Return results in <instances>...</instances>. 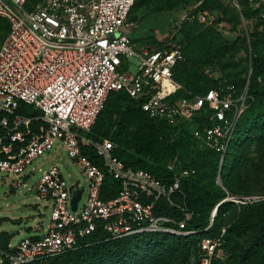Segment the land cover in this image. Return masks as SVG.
<instances>
[{
  "label": "built area",
  "instance_id": "built-area-1",
  "mask_svg": "<svg viewBox=\"0 0 264 264\" xmlns=\"http://www.w3.org/2000/svg\"><path fill=\"white\" fill-rule=\"evenodd\" d=\"M232 1L239 6L238 0ZM246 1L264 19V0ZM133 2L40 0L28 6L27 0H0V16L10 24L0 40V178L10 190L26 187L41 200L36 205L37 234L0 249V264L45 261L76 248L79 238L97 228L111 239L144 232L177 236L195 232L186 229L192 211L185 205L183 217L176 219L159 213L158 204L164 198L179 207L173 196L181 194V179L194 168L170 162L172 180L164 183L146 170L126 167L114 155L109 138L96 140L87 133L110 91H124L149 117L173 126L208 104L209 124L195 128L193 135L201 146L220 153L221 164L246 108L247 89L238 93L233 84L218 83L203 94L170 100L173 86L179 87L173 77L175 66L185 57L175 45L135 48L131 35L122 32L133 26L128 18ZM183 20L208 25L214 17L206 10H189ZM130 56L138 59L134 73L129 71ZM21 103L31 106V114L18 112ZM82 146L92 148L102 168L120 180L112 198L100 197L104 172ZM61 149L86 178V188L70 172L71 180L67 179L59 161L43 167L49 156L60 157ZM78 188L82 192L73 209L71 200ZM45 210L49 214L44 224ZM212 221L213 215L205 229ZM218 244L219 238L203 237L198 264H212L213 257L220 256Z\"/></svg>",
  "mask_w": 264,
  "mask_h": 264
},
{
  "label": "trees",
  "instance_id": "trees-1",
  "mask_svg": "<svg viewBox=\"0 0 264 264\" xmlns=\"http://www.w3.org/2000/svg\"><path fill=\"white\" fill-rule=\"evenodd\" d=\"M40 0H34V3ZM224 2V0H215L216 4L231 8L235 6L232 1ZM196 4H195V3ZM211 0H193L191 3H186L183 8L186 11L206 10L211 11L208 6ZM239 5H248L246 0H238ZM142 1H138L133 5L129 11V16L134 5L141 6ZM194 3V4H192ZM192 4V5H191ZM27 5H31L27 0ZM217 10V9H215ZM254 15L260 18L252 9ZM129 21H135L129 18ZM214 21L211 24L203 25L197 21L183 20L181 29L185 25L191 23H198L207 28L205 35L193 34L181 47L182 54L185 57L183 62L176 64L173 77L179 81V72L181 67L186 64L188 60L203 58V62L207 63L213 55V50L221 42L215 36ZM10 24L6 17L0 16V40H2L8 30ZM134 36H131L133 42ZM145 45V44H140ZM151 48H160L162 46H151ZM252 66H258L264 70V60L254 58ZM218 83H230L235 86L237 92H242L243 88L235 81H228L217 79L210 85L203 89H197L190 84L181 83L174 93L170 96V100H176L181 97H191L194 94H203L207 89L216 87ZM254 91V83L249 82L248 93ZM127 102V111L117 119L109 123V118L112 113L109 107L115 102ZM250 105L249 100L246 101V108L240 114L235 127L233 137L225 152L222 163H219L220 153L201 146L193 135V130L202 127L204 124H209L207 115L210 112L208 104H204L201 110L192 118L180 121L177 125H170L165 121L153 119L149 117L139 106V101L134 100L124 91H110L107 95L103 109L100 111L96 120L87 133V136L100 140L102 138H109L114 143V155L120 159L126 167L140 168L153 174L161 182H170L172 180L173 172L167 169V164L174 162L177 167L190 166L194 168V173L181 179L180 190L181 194L173 196L175 202L179 207L170 205L164 198L158 200L161 206L159 213L167 216L180 219L183 217L181 206H186L192 211V216L187 222L186 229L195 230L194 233L188 235H170L167 233H138L122 238L111 239L103 230L97 228L90 234L78 239L76 248L69 250L63 254L50 257L42 262H32L29 264H132L133 259L138 260L140 264H161L163 260L162 253L165 251L164 240L170 238L177 243L186 253L194 250L199 253V242L203 237L210 236L218 238L220 224L216 222L217 218L226 210H228L230 201L227 198L228 190H230V181L228 180L229 172L236 166L239 156L237 157L236 150L240 146V141L237 142L236 134L239 132L243 140L260 141L264 138V107L261 106L252 121H247L245 114L248 112ZM31 106L21 103L18 107V112L28 114L31 112ZM250 111V110H249ZM36 113V112H35ZM31 114V113H29ZM137 120L139 125L144 129L141 133L132 131L130 125L133 120ZM246 120V121H245ZM139 126V127H140ZM235 150V152L233 151ZM82 151L91 160L102 168L100 158L96 155L94 150L90 147L82 146ZM201 154H198L200 153ZM230 157L233 158L231 165H229ZM104 172L103 183L101 187L100 197L102 199H109L116 195L120 189V180L113 177L106 169L102 168ZM229 171V172H228ZM221 177V184L216 181L217 176ZM210 186V187H209ZM209 187V188H208ZM216 187V189H215ZM215 203H220L217 206L216 214L213 217L212 224L205 229L210 221L208 211L210 208H215ZM0 219V223H1ZM252 223H261L264 225V215L257 218L255 221L238 220L227 229V234L241 235L247 227ZM260 227V228H261ZM259 232L253 237L248 246L241 251L243 261H247L256 249L264 243L261 241ZM12 234L0 231V249L7 250L8 243L11 241ZM223 241L224 239L221 238ZM220 241V238H219ZM224 242H219L220 247ZM226 245V244H223ZM144 250L143 253H140ZM160 254V255H158ZM217 258V257H215ZM215 258L212 259V264L215 263ZM224 264H230L229 261Z\"/></svg>",
  "mask_w": 264,
  "mask_h": 264
},
{
  "label": "rangeland",
  "instance_id": "rangeland-1",
  "mask_svg": "<svg viewBox=\"0 0 264 264\" xmlns=\"http://www.w3.org/2000/svg\"><path fill=\"white\" fill-rule=\"evenodd\" d=\"M142 1L141 6L134 5L130 19L135 21L134 27H123L122 32L136 37L135 48L140 44L151 45L153 47L175 45L182 47L187 39L193 34L205 35L207 28L198 23L185 25L181 29L182 16L186 8V3L193 0H138ZM232 1V0H230ZM34 4V0H28ZM137 0H135L136 4ZM224 2H229L224 0ZM195 3V2H194ZM192 3V4H194ZM233 3V1H232ZM191 4V5H192ZM196 4V3H195ZM194 4V5H195ZM230 5L222 6L211 0L208 13L214 17L215 36L221 42L215 46L213 55L205 63L202 57L188 60L179 72V81L175 82L181 86V83H187L195 86L197 89H203L217 79L235 81L241 88L248 90V85L254 83V91L246 93L250 102L248 112L245 116L247 121H252L261 106L264 107V70L258 66H252L254 58L264 60V21L258 19L249 5H239L238 7ZM217 9V10H215ZM129 71L134 73L137 68L138 59L130 56ZM175 91L178 86H173ZM127 102L121 101L113 103L109 107L112 113L109 123L117 120L124 111H127ZM250 110V111H249ZM245 120V121H246ZM137 120H133L130 125L132 131L141 133L144 129ZM237 142L240 141L237 157L240 154V161L229 172L230 190L227 198L230 201L228 210L224 211L216 220L220 224L219 234L221 245L219 255L214 256V264H224L229 261L230 264H264V243L261 244L254 254L243 261L241 251L244 250L251 239L259 232L261 241L264 239V225L261 223H252L241 235L227 234V229L238 220H256L264 215V138L260 141L243 140L239 132L236 134ZM235 152V150H233ZM52 151L50 152V154ZM198 154H201L198 153ZM234 158V157H233ZM233 158L230 157L229 165ZM42 157L34 162L38 164ZM55 161L62 163V170L67 179V173L72 174V179H79L82 187L86 188L87 181L77 166L72 163L64 149H61L60 157H52L45 161L43 167L53 164ZM35 179H29L28 185ZM221 179V177H220ZM210 187V186H209ZM208 187V188H209ZM216 189V187H215ZM82 203V201H81ZM41 204L26 187L16 190H10L8 183L0 178V231L11 233V243L15 244L20 239L37 234L34 231L37 218L39 217L36 205ZM220 203H215L218 206ZM215 208H210L208 215L210 219L216 213ZM45 210L43 223L45 224L48 216ZM261 227V228H260ZM223 238L224 241L221 239ZM217 239V238H215ZM165 251H163V260L161 264H196L197 254L194 250L186 253L177 243L170 238L164 240ZM142 250L140 253H143ZM160 255V254H158ZM132 264H140L138 260L133 259ZM145 264V263H142Z\"/></svg>",
  "mask_w": 264,
  "mask_h": 264
},
{
  "label": "water",
  "instance_id": "water-1",
  "mask_svg": "<svg viewBox=\"0 0 264 264\" xmlns=\"http://www.w3.org/2000/svg\"><path fill=\"white\" fill-rule=\"evenodd\" d=\"M217 183L221 184V179H220L219 175L217 176ZM81 192H82L81 188H78V189L75 190V194L73 195L72 200H71L73 209H75V207H76L77 200L80 198ZM216 209H217V206L214 209L215 212H216Z\"/></svg>",
  "mask_w": 264,
  "mask_h": 264
}]
</instances>
